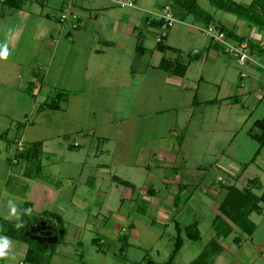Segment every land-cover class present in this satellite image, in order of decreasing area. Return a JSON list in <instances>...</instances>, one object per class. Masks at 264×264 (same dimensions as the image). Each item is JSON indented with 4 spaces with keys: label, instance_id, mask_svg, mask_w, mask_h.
<instances>
[{
    "label": "rangeland",
    "instance_id": "1",
    "mask_svg": "<svg viewBox=\"0 0 264 264\" xmlns=\"http://www.w3.org/2000/svg\"><path fill=\"white\" fill-rule=\"evenodd\" d=\"M72 1L73 0H68L64 6H61L63 4L52 6L57 8V10L53 11L55 14L52 13V15H55L58 18L59 14L64 11L65 7L70 5ZM108 1L77 0L79 5H77L78 8L76 6L72 8L73 5L71 4L72 13L81 16L84 19L85 24L90 23L87 28L84 25L82 29V32H85L87 35V38L79 42V44L83 43V45H80V48L83 49L81 51L82 53L78 55L76 51L74 52L72 49H70L69 52H66L64 50L66 49V45H61L63 42H60L61 46L56 53L57 55L47 56L46 51H48L49 48L47 49L45 43L33 40L32 38L34 31L37 28L36 23L38 15L24 10L11 15L12 12H9L5 7L3 8V0H0V35L2 36L0 41V51L6 46L8 49L7 58L15 62L17 61L18 63L22 62L23 70L26 71L25 78L23 79H26L29 75L28 72L30 69L38 72L41 67L38 64L43 63L41 67L43 72H41V74L47 75L48 78L45 80V86L49 85L50 82L53 86L58 83L60 86H63L65 84L64 81L70 80V83L75 81V84L71 85L73 92L82 91L86 82L82 83L83 79H81V76L82 72L84 74V69L88 63L87 54L89 53L87 48L91 44L90 39L93 40V37L96 34L97 36H100V33H105V30L108 27V25H106V27L103 25L101 26L98 21L94 22L96 17H94L93 14H98L97 8H101L102 11L104 10L102 6L114 9V11L110 12L113 16L116 15V17L132 15L134 18L140 20L142 19L141 17L145 15V13L143 14V12L139 10L138 12L134 11L132 7L121 8L115 5L112 0V3ZM234 1L239 4H252L253 8L256 11L259 10L258 12L264 16V0ZM169 2L170 0H137L136 7L144 10L159 11L162 6ZM198 2L202 8L214 15L217 25L225 23L224 25L226 27L232 28L233 23H229V20L234 21L237 23L236 30L239 34L250 36L252 35L253 30L256 29L258 33L262 31L261 35L264 37V24L256 25L249 20H242L234 14L218 10L212 6L208 0H198ZM261 5L262 7H260ZM34 8L37 7L34 6ZM12 16H15V18ZM148 16L155 18L156 14H150ZM24 18H27L28 22L24 20ZM117 19L120 20V18ZM191 19L192 18H189L186 26L177 23L174 30L182 28L183 32L181 35L171 36V45H174V47L181 50L179 54L181 56L180 61L184 64L192 61L190 55H193V53L202 51L205 54L206 46H208L211 41L206 32L197 30L196 34L198 35H195L193 31L188 29V27H191ZM217 25H210V27H217V29H220ZM55 29L58 32L61 30L67 32L70 27L69 24L68 26L56 25ZM74 31L72 32L74 33ZM151 33L152 32L149 34ZM154 37L155 36L152 35V38H149L150 41H152H148L147 44L149 47H153L154 44H156ZM254 42L257 45H261L258 40H255ZM68 46L73 48L72 45ZM261 46H263L262 49H264V43ZM218 48L221 51L214 52L215 60L209 57L208 59H201L198 62L194 61L191 63L190 70L187 74V77L191 81L196 84H201V89L205 90L203 93L206 92L208 97L215 98V105L204 103V100H202L203 97L201 96V90L199 92L191 89L184 91L172 86L166 87L164 90L162 87L159 88L160 90L157 89L156 98L151 101V104L148 99L145 98V105L140 109L144 99L141 98L138 102L132 94V89H124L123 93H129V95H124L119 98L118 101H115V104H109L112 98L107 95L109 94L108 92L105 90L99 91L93 89L91 90V95L87 97H76L78 99L72 103L71 106L69 105V108L66 107L67 101L62 103L61 110L58 111L56 115L57 121L60 124L59 128L63 132L66 131L67 135L65 137H60L59 139L53 137L54 139L48 141L47 147L51 154H46L47 157H45L42 162L44 168L42 167L40 173L37 169L40 164L41 156L39 162H36L33 167L26 169L25 162L31 163V161L25 157L27 152V150L24 151L25 147L20 145V147L23 148L21 150L23 151V155L22 157L20 155L18 156L20 163L13 167L14 170L17 171L24 167V171L32 172L33 176H36L41 181L48 183L56 189H60L62 193L65 192L62 196L64 200L62 202L60 200L56 203L69 206V211L65 215H61V225L59 224L58 216H55L56 218H51L52 216L49 218L46 216L48 218L44 221L45 223L50 221L49 225L52 227L53 232L59 230L58 234L55 236H58V238L60 237V241L62 242H59L56 250H59L58 253L61 252L62 255L55 259L56 262L60 263L67 261L69 258L64 256L67 252L71 257L74 255L73 252L75 250L73 249V245H70V247H65L64 245V241L69 240L71 237H75L72 231V226L77 228L76 232H78L80 228L83 230L85 229L81 235V241L84 244L81 248L90 250L89 252L92 260L101 259L102 264H116L114 255L117 254L118 256H122V254H120L121 248L124 250V246L126 247L127 244H124L121 239H118L116 233L111 232V230L113 231L114 223L110 221L112 214L109 211L115 209L116 204L120 205L119 199H122L121 195H123L122 193L126 188L118 183V187H115L114 184L117 181L111 180V178L109 179L110 183L97 181L99 179L97 176H103V174H99L100 172H105L108 174V177L109 173L112 172L114 175L117 174L118 176L121 175L120 177L129 178L128 180L132 179L131 181L137 186V192L138 190L140 191V188H147V180H152L151 182L153 183V186L158 190V195L161 199L160 201H162L160 203L164 205L165 211H167L166 214H171L170 212H172V218H177L179 221L178 223L181 225V228H183L181 235L188 246L182 251V256L176 257L175 264L185 263L189 257L192 256L193 252L198 251L197 248L201 249L202 236L206 239L208 235H211V231H209L207 227H203V234L200 241H191L187 238L184 228L194 223L193 219H197L194 216V212H198L200 215L198 217L201 218L203 223L209 224L213 217L216 218L217 215H220V212L215 208L217 206L219 207L223 195H218V192L222 191L221 194H227L228 186H236L243 190L248 186V181L255 177H258L264 184V146L262 152L258 155L256 162L252 163V158L256 153L255 150L259 147L256 140L252 138V135L258 133L255 129L253 130V125L256 120L264 118L263 69L256 64L242 66L238 63L236 58L225 54L221 47ZM252 52L254 53V60L258 63L264 64V56L257 55L254 51ZM169 54L173 53H167L166 56ZM106 56V58L102 56L103 60H107V58L110 57V55ZM152 56L153 53L146 54L144 62L151 63ZM162 57H165V55L162 54ZM156 58L157 57L153 60ZM49 61L51 62L50 71H47L46 64ZM158 61L159 59L155 60L157 64L159 63ZM242 73L244 77L246 76L245 78L242 77ZM201 77H203L202 82L199 81ZM151 78H153V80L156 79V81L158 80L157 76L155 77L152 75L150 76V79ZM260 83L262 89L259 95L263 100L261 99V103L259 102V105L255 107L256 99L252 97V100L248 104L249 98L247 95L251 94L250 92H252ZM219 84L221 86L220 88ZM51 87L52 86L47 88L52 90ZM243 88L247 94L244 97H239V101L235 102L232 97L236 95L237 91H240ZM45 90L48 91L46 87ZM65 90L60 88V90H57V94L61 91L65 93ZM162 93L165 95L159 100V95ZM57 94L53 91L51 97L49 99L44 98V100L51 102L52 98L56 97ZM23 95L18 91H10L8 89L0 88V112L5 114H0V149L2 150L0 152V158H12L20 153L18 146L19 142H22L23 145L27 147L30 146L34 140L39 139V137H44L45 139H47L46 137H49L41 136L43 135L42 133L35 136L37 129L31 128H33V123L37 122L36 119L41 116V112L38 108L32 112L33 110L31 111V108L33 100L30 99L28 93H24ZM194 96L197 97L195 98ZM40 105H38V107ZM107 107L110 110L112 107L114 108L113 114H116L115 117L113 115L110 119L106 118L110 117L109 115H106L105 117L103 111H106ZM65 108L67 109V112L64 111ZM169 108L170 110H168ZM134 109H136V112L146 109L143 114V119L129 117ZM193 110H195V114L192 117ZM23 111H26L25 113L28 114L30 122L19 116L18 113ZM156 111H158L159 114L156 115ZM203 112L207 115L204 116L202 114ZM204 117L205 120L203 121ZM185 119L192 121V131L188 134L184 133L185 129L182 130L180 127V123ZM177 122L178 124H176ZM21 123L28 127V130L25 133L24 127L20 128ZM83 129H85V132L81 131ZM75 130H79L80 132H75ZM107 135L110 138V141L104 143L103 138ZM153 135H155V137ZM178 136L183 139L184 142H182ZM157 137L158 140L155 139V143L158 144L159 142L160 145L168 146L180 151V160L177 163V168L179 175L182 177V182L181 185L178 186V190H181L183 193V189L186 188L184 184H188L187 191L189 195L187 198L189 200H185L183 195H179V191L177 194L174 191L173 194L170 193V195L174 197L179 196V199L176 202H174L173 199L170 201L167 200L166 196L169 195L171 188L164 184V178H167V173L165 174V172L160 169L154 168L152 171H148L141 166L127 168V176L121 173V168H108V170L99 169L101 171H96L101 162H106L107 160L109 162V154L104 145L107 143L115 144V138L119 141L120 139L126 141L127 146L137 154V151L142 145L148 144L153 138ZM75 144L78 146L74 149H70L69 146L73 145L74 147ZM98 144L101 150L104 147V154L101 155H106L107 157L100 155L101 150L100 153L95 150V147H97ZM107 147L112 148V145H108ZM62 155L64 157L66 156L64 160ZM78 160H83V163ZM78 163L81 164L80 167H78ZM2 171L3 166L0 165V173H2ZM106 174H104L105 178L107 176ZM113 174H111V176ZM169 176L173 177L175 174L172 173L169 174ZM100 185H103L104 188L114 190V192L112 193L111 191L110 194L114 198L113 202L110 203L107 201L102 207L101 204H103V202H100L99 200L93 201L92 210L87 211L85 215L82 214L81 216H83V218L78 217L81 212H75L74 206L69 205L67 199L74 194V190L77 191L78 194H85L87 196L88 191L99 190ZM21 188V186L16 188V185H13V187H8V193L15 194L14 190H16L17 193L21 194ZM81 197L76 199L77 202L81 201ZM121 203L125 204V208L128 206L131 214L130 223L135 222L136 228L140 231L139 238L137 240L135 238L131 240L133 241V246L130 249L131 256H134L135 259L140 257V260L146 256L145 263H148V261L152 259L158 261L159 259L162 260L163 257L167 258L170 252L172 254L174 243L178 235L175 228L176 225L171 221L168 228L162 226L159 216L151 214V211H155L153 209V202L148 203L140 199L135 202L129 200L125 201V203ZM133 204L136 206L131 209L130 205ZM19 205H22L23 214L26 213L29 216H33L30 212L31 209L28 208L27 210L23 201L20 200L18 202V206ZM139 208H144L146 213H141ZM193 209L194 211H192ZM261 219V227L258 231L259 236L264 235V215ZM32 221L33 224H35L34 229L39 230L41 227V221L36 218H33ZM152 222L155 223L151 227ZM233 237L234 235L231 236V238ZM94 239L104 240L106 242L104 245L105 247H108V243L109 259L102 256L101 254L103 253L98 254L95 251L92 245ZM161 239H163L162 242L164 244H162L163 251H161L160 256L157 252L147 250L148 248L146 247H150L151 245L153 246V250H157ZM139 242H141L142 245H147L144 246L146 249L138 247ZM231 242L232 246L236 247V244L233 243V241ZM169 243H171V246L168 249L167 246ZM193 243L195 245L192 247ZM15 244L22 246V251L21 248L15 247ZM148 244L150 246H148ZM25 248L26 245L24 243L18 241L16 243L11 240L9 241V247L7 250L8 252L10 251L9 254L12 257L20 258L23 255ZM235 250L238 251L239 249L236 247ZM213 256V254L210 255V257ZM205 261L206 259L204 260V263ZM208 264H211V262L208 261ZM217 264L223 263H220L219 261Z\"/></svg>",
    "mask_w": 264,
    "mask_h": 264
},
{
    "label": "crops",
    "instance_id": "2",
    "mask_svg": "<svg viewBox=\"0 0 264 264\" xmlns=\"http://www.w3.org/2000/svg\"><path fill=\"white\" fill-rule=\"evenodd\" d=\"M67 1L68 0H28L21 9L19 10L8 9V10L9 12H12L11 15H14L19 11L22 12L23 10L26 12H30L32 14L38 15L37 17L38 19L36 23L37 28L35 29L32 38L33 40H37L39 42L45 43V45L47 46V49L49 48L48 51H46L47 56L55 55L57 51L60 49L61 45H66L65 46L66 49H64L66 52H69L70 49H72L74 52L76 51V53L79 55L82 53L81 51L83 50L80 48V45H83V43L79 44V42L87 38V35L85 34V32H82V29L84 25L87 28L90 23L85 24L84 19L81 16L77 15L79 28H77L75 31L72 29V23H74L75 21L70 20L66 24H61L57 16L52 15V13L55 14V12L53 11L57 10L56 7H52V6H59L60 4H63L61 6H64ZM109 1L110 3H112L111 0ZM134 1H135V7H133V10L137 12L139 10L143 12V14L145 13V15L141 17L142 19L140 20H138L137 18H134V16L132 15H129V16L127 15L124 17H116V15L113 16L110 11H114V9H110L106 6H102L104 8L103 11L101 10V8H97L98 14L97 15L93 14V16L96 17L94 22L98 21V23L101 26L103 25L104 27H106V25H108V27L106 28L105 33L99 34L100 36H97L96 34L93 37V40L89 38L91 40L90 41L91 44L90 46H88V48L86 47L89 53L87 54L88 63L84 69V74L82 72V76H81V79H83L82 83L86 82V85L84 86V89H82V91L73 92L71 89V85L75 84V81L70 83V80L64 81L65 82V84L63 85L64 87L60 86L58 82H57L58 84L55 86L51 85L50 84L51 82L49 83V85L45 86V80H47L48 78H47V75L41 74V72H43L41 69L43 63H39V62H38L39 63L38 65L41 66L40 70L36 72L30 69V71L28 72L29 75L26 77V79H23L25 78L24 76H25L26 71L23 70L22 62H20L21 63L20 65V63H18L17 61L16 62L12 61L11 59L7 57L6 58L0 57V88L8 89L10 91H18L21 93V95H23L24 93H28V95L30 96V99L33 100L32 108H31V111L33 110L32 112H34L36 108L39 109V107L46 101L44 100V98L49 99L52 95V92L54 91L57 94V90L58 89L60 90V88H63V90L66 89L65 91L70 92L69 100L66 106L68 108H69V105L71 106V104L74 103L78 99L76 97H79V98L87 97L91 95V90L93 89L99 90V91L105 90L106 92H108L109 94L107 95L111 96L112 98L109 104L110 103L115 104V101H118L119 98L123 97L124 95H129V93H123L124 89H132V94L134 98L138 100V102L141 98L144 99V102L140 108L142 109L143 106L145 105V98H147L149 103L151 104V101L154 100V98H156L157 89L160 90L159 88L162 87L164 90L166 87H172V86L182 89L184 91L191 89V90H196L197 92H199L201 90V94H202L201 96L203 97L202 100H204V103H207V104L210 103L211 105H215V98L208 97L206 95L207 94L206 92L203 93V91L205 90L201 89V84H196L195 82L191 81L187 77V74L190 70L191 63L194 62L193 58L195 56L199 57L197 62L200 61L201 59H208L209 57L215 60L214 52L215 51L220 52L221 50L219 48L216 49L214 46V42L210 41L208 46H206L205 54L202 51H198L196 53H193V55H190V59H192V61L191 62L189 61L188 63H186L188 65V70H187L185 77L183 78L177 77L175 75H172L171 73H167V72H164L158 69V66L163 58H166L168 60H174V61L181 60L180 59L181 56L179 55L181 50L177 47H174V45L173 46L171 45V42H172L171 36L181 35L183 32L182 28H177L176 30H174L175 25L177 23H181L183 26H186L187 21H189V18H192V17H186L185 19L178 18V22L173 26V28H171L168 31L167 35L164 38V43L171 48L177 49L178 54L175 51L173 52L172 50L161 52L157 49V39L159 36H161L162 29L159 26L151 25L150 22L154 18H151L148 15L160 14L166 7L171 6V3L169 2L168 4L162 6L159 11H151L148 9L144 10L139 7H136L137 0H134ZM71 4L73 5L72 8L74 6L78 8L79 6L77 0H73ZM34 6L37 8H34ZM260 7H262V5ZM12 17L15 18V16H12ZM117 18H120V20H118ZM24 20L28 22L27 18H24ZM191 20H192L190 23L191 27H188V26L187 27L188 29L193 31L195 35H198L196 34L197 30L201 31L202 29L206 28L204 25L198 22H195L193 18ZM55 23H58V24H55ZM229 23L231 24L233 23L232 29H234L239 36H243L246 39H251L253 41L258 40L261 43V45H263L264 37H262L261 35L262 31L258 33L257 30L255 29L253 30L252 35L245 36V35L239 34L238 31L236 30L237 29L236 22L229 20ZM68 24H69L70 29H68L67 32H64L62 30L58 32L55 29L56 25L57 26L59 25L68 26ZM221 24L224 25L225 23H221ZM215 25L217 24L215 23L212 24V26H215ZM72 31H74V33ZM150 32L152 33L149 34ZM152 35L155 36L154 39H155L156 44H154L153 47H149L147 43L148 41H150L149 38H152ZM1 38L2 36L0 35V41H1ZM60 42H63V44L60 45ZM77 43H78V46H77ZM68 45H72L73 48H70V46ZM148 53H153V56L151 57L152 58L151 63L144 62L146 54ZM167 53H173V54H169L168 56H166ZM162 54H164L165 57H162ZM106 55H110V57L107 58V60H103L102 56L106 58L107 57ZM155 57H157L156 59H159L158 64L155 62L156 59L153 60ZM50 63L51 62L49 61L46 64L47 71H50L49 70ZM152 75L155 77L157 76L158 80L157 81L156 79L153 80V78H151L152 79L151 80L150 76ZM199 81L202 82L203 77H201ZM50 86H52L51 87L52 90H50V88H47ZM45 87L48 91L45 90ZM220 87L221 86L219 84V88ZM261 89H262V86L260 83L259 85H257L256 88H254L252 92H250L251 94L247 95L249 98L248 104L252 100V97L256 99L255 107L259 105V102L261 103L262 98L259 95V93L261 92ZM246 94L247 92H245L243 88L242 90L237 91L236 95H234V97L232 98L235 100V102H238L239 97H244ZM163 95L165 94L162 93L159 95V100L162 99ZM138 102H137V105H138ZM38 105L40 106L38 107ZM137 105H136V108H137ZM145 110L136 112V109H134V111L131 112V115L129 117L134 118V119H143L144 117L143 114L145 113ZM168 110H170V108ZM64 111L67 112V109L65 108ZM113 111H114L113 107L111 110L107 107V110L103 112H104L105 117L106 115L107 116L109 115L110 117H106V118L110 119L112 115L114 117L116 115V114L115 115L113 114ZM25 112L26 111H23L18 114L20 117H23V119H26L29 121L28 114ZM40 112H41L40 114L41 116H39L36 119L37 122L33 123V126H32L33 128L31 129L38 130V131L36 130L35 136H38L39 133H42L43 135L41 136H49V137H46L47 139H45L44 137H39V139L34 140L32 144L27 147L23 145L22 142H19L18 146H19L20 153H18L16 156H13L12 158H0V165L3 166V171L2 173H0V222H7L10 226H13L16 228H17V225H20L21 220L25 214V213L23 214L22 205L18 206V202L20 200L23 201L26 209H27L26 207L27 204L30 206V209H31L30 212H31V215H33V216H30V218L32 217L31 223H33L32 221L33 218H36L37 220L41 221L40 222L41 227L38 225L40 227L39 230H42L43 228L48 227L47 224L44 222L45 220H47L48 217L50 218V216H54V217L58 216V219H61L62 216L65 215L69 211L68 205L64 206L63 204H56L60 200L61 202L64 200L62 196L63 194H65V192L62 193L60 189H56L53 186L49 185L48 183L41 181L36 176L32 175V177H27L26 174L29 172L26 170L24 171V167H22L20 170H17V171H15L13 168L14 166L20 163L18 156L22 154L23 152L21 151L23 148H21L20 145L25 147L24 151L25 150L28 151L32 147V145L36 142L43 143V154L41 155V158H40V165L41 167L44 168L42 162L44 158L47 157L46 154H49V155L51 154V152L48 150V147H47L48 141L54 138L59 139L60 137H65L67 135L66 131L63 132L59 128L60 124L57 121V115H56L58 111L45 110V111H40ZM0 114L5 115L2 112H0ZM155 114L156 115L159 114L158 111H156ZM194 114H195V110L192 111V117L194 116ZM202 114L204 116L207 115L205 112H203ZM204 120H205V117L203 121ZM214 120H215V117H214ZM176 124H178V122ZM22 127H24L25 129L24 131L25 133L28 130V127L27 125L25 126V124L21 123L20 128ZM180 127L182 130L185 129L184 133L188 134L192 131L191 130L192 121H188V119L187 120L185 119L180 123ZM76 131L80 132L79 130H75V132ZM81 131L85 132V129ZM153 136L155 137V135ZM178 138L180 137L178 136ZM155 139L158 140V137L153 138L152 141H150L148 144L142 145L141 148L137 151V154H135V152L132 151L127 146L126 141H123L121 139L119 141L115 138L116 143L118 145L116 143L115 144L107 143L106 145H104V147L107 149V153L109 154L108 155L109 162L108 160L106 162H101V164L98 165V169H96V171L98 172L101 171L99 169L108 170V168H111V169L121 168V171H122L121 173L126 175L128 173L126 171L127 168H136L139 166L146 168L148 171H152L154 168L163 170L165 174L167 173L166 174L167 178H164V184H166L167 186H170L171 191H172V192L170 191L169 195L166 196L167 200L169 201L171 199L174 200L175 197L170 195V193L173 194V191H174L177 194L179 191L178 186L181 185V182H182V177L179 175V171L177 168V163L180 160V157H179L180 151H178L177 149H172L171 147H168V146L160 145L159 142L157 144L155 143ZM180 140L184 142L183 139L180 138ZM108 141H110V138L107 135L103 138V142L106 143ZM99 144L97 147H95V150L98 151V153H100V150H101L99 148ZM257 144L259 147L255 150V152H257L261 148L258 142ZM108 145H112V148L110 147L108 148L107 147ZM69 147H71V145ZM103 149L101 150L100 155L104 154ZM262 149L260 153L262 152ZM1 151L2 150L0 149V152ZM101 156H106V155H101ZM65 157L62 155L63 160L65 159ZM78 161L83 163V160H78ZM255 162L256 160L252 161V163H255ZM77 165L78 167H80L81 164L78 163ZM33 166L34 165L32 164V162L31 163L25 162L26 169H29ZM172 173L175 174V176L170 177L169 174H172ZM99 174L100 175L103 174V176L102 175H101L102 177L97 176L99 178L97 181L110 183L109 179L111 178V180L117 181L114 184L115 187H118V184H120L126 188L125 191L122 193L123 195H121L122 199H119L120 205L116 204V208L111 209V211H109L112 214L110 221L114 223L113 231L111 230V232L116 233L118 236V239H121V241L124 242V244H127L126 247L124 246V250L123 248H121L120 254H122V256L121 255L118 256L117 254L114 255V260L116 261V264H147L145 263L146 256H144L143 259L141 258L140 260V257L135 259L134 256H131L130 254V249L133 246V241L131 240L134 238L137 240L140 236V231L139 229L136 228L135 222L130 223L131 214H130L129 208L128 206H126L127 208H125L124 207L125 204H122L121 202L125 203V201H129V200H131L132 202H135L140 199L148 203L153 202V209L155 211H151V214L158 215L161 225L167 228L169 227V224L171 221L175 225L179 221L177 220V218L175 219L172 218V212H170L171 214L169 213L166 214L167 211H165L164 205L160 203L162 201H160L161 199L158 195V190L153 186L151 179L147 180V186H148L147 188H140V191L138 190V192L140 193L139 194L136 190L137 186L133 183V181H131L132 179L128 180L129 178L120 177L121 175L118 176L117 174L114 175L112 172L109 173V177H108V174H106L105 172L104 173L100 172ZM104 174L107 175L106 176L107 179L104 177ZM111 174L113 175L111 176ZM253 180H256V182L251 183V181ZM13 185H16V188L18 186H21L22 188L20 191L22 193L19 194L14 189L13 190L15 194L8 193V187H13ZM184 185L186 187L183 189L184 194L180 190L179 195H183V198H185V200H189L187 198V196L189 195L187 191L188 184H184ZM99 188H100L99 190L88 191L87 196L85 194H78L77 191L74 190V194H72L71 197L67 199V202L69 203V205L74 206L75 212H81V214L78 215V217L83 218V216H81L82 214L85 215L87 211L92 210L93 201L99 200L100 202H103V204H101L102 207L104 206V203L107 201H109L110 203L113 202L114 198L110 194H111V191L113 193L114 190L104 188L103 185L102 186L100 185ZM246 188H250L252 193L257 197H261L264 194V184L258 177L250 179L248 181V186ZM221 192H218L217 194L220 196L223 195L221 197L222 200H220L222 202L226 196V193L221 194ZM220 196H217V197H220ZM78 197L82 198L80 199L82 202L81 201L77 202L76 199H79ZM135 204L130 205L131 209L135 208L136 206ZM259 206H260V211H254L249 216L250 222L255 226L254 232L249 234L250 229L248 228V225H246V228H245L246 231H245V230L240 229L237 225H234L232 222L229 221L232 224L233 232L227 238L217 237L216 232L212 226L215 217L212 218L211 223L205 224L203 223L201 218L198 217L200 216L198 212H194V216L197 219H193V221L198 223L201 236L203 234V227L204 228L207 227L209 231H211V235H208L206 239L202 236L201 249L197 248L198 251L193 252L192 256L189 257V259L185 263H182V264H194L204 254L206 255V258H205L206 261L205 263L203 261V264H208V261L211 262V264H217V262L219 261L220 263H223V264H264V235L262 236L258 235V231L261 227L260 225L261 220H262L261 218L264 215V203H260ZM215 209L219 211L218 206ZM192 211H194V209ZM154 223L155 222L151 223V227ZM72 227H73L72 231L75 237L73 238L71 237L69 238V240L67 241L63 240V241H64L65 247H70V245H73L74 247L73 249L75 250L73 252L74 258L71 257L67 252L68 255L64 254V256L69 259L67 261L58 263L56 262L55 259L59 258L62 254L61 252L58 253L59 250H56V253L52 257L50 264H102L101 259L100 260L91 259V254L89 252L90 251L89 249L81 248L84 246L83 242L81 241V235L83 231H85V229L83 230L82 228H80L78 232H76L77 228L75 226H72ZM31 228L33 229L35 234H36L35 231H39V230L34 229L35 224H33ZM233 235L234 237L231 238V236ZM3 238H7L8 241L13 240L16 243L17 241L22 242V241L12 239L6 236H0V240H2ZM96 240H97L96 242L95 241L92 242L93 243L92 245L95 251L98 254L103 253L101 255L108 258L109 256L108 255V249H109L108 243H107L108 247H105L104 245L106 244V242L104 240H100V239L99 240L96 239ZM162 240L163 239L159 241V246L157 247V250H153V246L152 245L150 246L149 244L148 246L150 247H146L148 248L147 250L157 252V254L160 256L161 251H163L162 244H164ZM231 241H233V243L236 244L235 246L239 249L238 251L235 250L236 247L232 246ZM24 244L26 245V248H25L23 255L20 258L12 257L9 254L10 251L8 252V250L6 249L5 251L7 252V255L2 257L3 263L4 264L24 263L25 255L28 250V244L26 243ZM194 245L195 244L193 243L192 247ZM14 246L17 248L18 247L21 248V251L23 249L22 246L20 245L15 244ZM144 246H147V245H142L141 242L138 243V247H140L141 249H146ZM170 246H171V243L168 244L167 248L169 249ZM186 247L188 246L186 242L184 241V245L177 256L179 257L182 256V253H183L182 251ZM211 254H213L214 256L210 257ZM170 256H171V252L169 253V256L167 258L163 257L162 260L159 259L158 260L159 262L153 259L150 261L152 262V264H163L169 260Z\"/></svg>",
    "mask_w": 264,
    "mask_h": 264
},
{
    "label": "trees",
    "instance_id": "3",
    "mask_svg": "<svg viewBox=\"0 0 264 264\" xmlns=\"http://www.w3.org/2000/svg\"><path fill=\"white\" fill-rule=\"evenodd\" d=\"M28 0H3V8H7L10 10H19L21 9ZM212 6L217 8L218 10L234 14L242 20H249L256 25L264 24V16L261 15L258 11L253 8V5L247 4H239L234 0H208ZM171 7L174 11L176 18L185 19L186 17H192L195 22H198L204 25L206 28L212 24H217L215 17L213 14H210L204 8L201 7L198 0H170ZM153 26L161 27L163 25V21H158L156 19L151 20L150 22ZM220 30L224 31L227 36L233 40H236L240 43L248 42L252 51L256 52V54L264 56L263 46L257 45L253 40L246 39L243 36H239L236 31L232 28H228L225 25L219 24ZM73 29V28H72ZM76 30V29H73ZM213 42V40H211ZM215 48L220 47L218 44L214 43ZM261 47V48H260ZM157 49L161 52H165L167 50L178 52L177 49L171 48L164 43V39L162 42L157 43ZM253 53V52H252ZM254 54V53H253ZM199 59L198 56L193 58L194 61ZM158 69L171 73L177 77H185L188 65L184 64L177 60H168L163 58L158 66ZM70 93L62 91L59 92L56 97L52 98V101H45L40 107V111L45 110H53L59 111L61 110L62 103L65 101L68 102ZM68 99V100H67ZM66 102V103H67ZM256 130L258 133L252 135V137L260 144L261 148L255 153L252 161H255L262 147L264 146V118L261 120H257L253 125V130ZM77 146L70 147L74 149ZM43 152V143L36 142L32 145V147L26 152V158H28L33 165L36 162H39V158ZM23 154H20L22 157ZM39 173L42 171V167L39 164L38 169ZM27 177H32L33 173L28 171ZM256 182V180L251 181V183ZM184 188V185H183ZM181 189V187H180ZM179 199V196L174 198V202ZM260 203H264V194L261 197L255 196L250 188H246L243 190L238 189L236 186H228L227 194L223 201L219 205L220 215H217L213 221V229L216 232L217 237L227 238L233 232V227L230 222L234 225H237L240 229L246 231V225L250 229L249 234L253 233L255 230V226L250 222L249 216L254 211H260ZM27 209H30V206L26 205ZM140 212L145 214L146 210L144 208H139ZM51 217V216H50ZM51 218H54L52 216ZM59 220V224L61 225V220ZM230 221V222H229ZM47 225H49L50 221H47ZM33 223H31V218L28 214H24L20 227L10 226L7 222H0V236H6L12 239H16L28 244V250L25 255L24 264H50L52 257L55 254L57 245L60 242V237L57 242L49 243L47 239H44L42 242H39L37 239L32 238L34 234L31 232V227ZM56 230V229H55ZM176 230L178 232L176 241L174 243V250L166 263L163 264H174L175 259L182 249L184 245V240L182 238L181 225L176 223ZM185 235L191 241H200L201 233L199 230V225L197 222L192 223L189 226L184 228ZM59 230L53 232L54 235H57ZM93 241H97L94 239ZM2 242V240H0ZM206 255L204 254L197 262L194 264H203ZM0 264H3V258L0 257ZM147 264H152L151 261H148Z\"/></svg>",
    "mask_w": 264,
    "mask_h": 264
},
{
    "label": "built area",
    "instance_id": "4",
    "mask_svg": "<svg viewBox=\"0 0 264 264\" xmlns=\"http://www.w3.org/2000/svg\"><path fill=\"white\" fill-rule=\"evenodd\" d=\"M112 1L115 5L121 8L135 7L134 0H112ZM154 19L158 21H163V25L161 26L162 34L157 39V43H160L163 41L168 31L171 28H173V26L178 22V19L176 18L171 6L166 7L160 14H157ZM58 20L61 24H66L70 20H73L75 22L72 23V28L73 29L79 28L78 16L72 13L70 5L65 7V10L59 14ZM201 31L206 32L210 37V39L213 40L215 44H218L222 48L225 54L236 58L240 65L249 66L250 64H256L257 66H261V68L263 69V77H264V64L258 63L254 60V56L248 42L246 41L242 43L236 42L233 39L229 38L224 31L217 29L216 27L213 28L209 26L207 28L202 29ZM242 77L245 78L246 76L244 77L242 73ZM75 146L78 145L75 144Z\"/></svg>",
    "mask_w": 264,
    "mask_h": 264
},
{
    "label": "clouds",
    "instance_id": "5",
    "mask_svg": "<svg viewBox=\"0 0 264 264\" xmlns=\"http://www.w3.org/2000/svg\"><path fill=\"white\" fill-rule=\"evenodd\" d=\"M8 56V49L5 46L2 51H0V57L6 58ZM17 227H20V225H17ZM9 247V241L7 238H3L2 242H0V257H4L7 255V252L5 251Z\"/></svg>",
    "mask_w": 264,
    "mask_h": 264
},
{
    "label": "water",
    "instance_id": "6",
    "mask_svg": "<svg viewBox=\"0 0 264 264\" xmlns=\"http://www.w3.org/2000/svg\"><path fill=\"white\" fill-rule=\"evenodd\" d=\"M31 232L34 233L33 229L31 230ZM35 232H36V234L34 233V236H32V238L37 239L39 242H42L43 241L42 239H46L48 237V236H46L45 233H42L41 235L38 236L37 235L38 231H35ZM57 240H58V236H54V237H51V239H48L47 241L49 243H55V242H57Z\"/></svg>",
    "mask_w": 264,
    "mask_h": 264
},
{
    "label": "flooded vegetation",
    "instance_id": "7",
    "mask_svg": "<svg viewBox=\"0 0 264 264\" xmlns=\"http://www.w3.org/2000/svg\"><path fill=\"white\" fill-rule=\"evenodd\" d=\"M48 227L43 228L42 230H39L37 235H41L42 233H45L46 236H48L46 239H51V237H54L55 235L53 234L52 228H50V225H47ZM50 235V236H49Z\"/></svg>",
    "mask_w": 264,
    "mask_h": 264
}]
</instances>
